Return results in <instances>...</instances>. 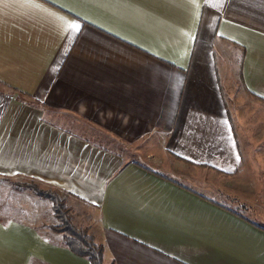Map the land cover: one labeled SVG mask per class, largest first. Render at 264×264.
<instances>
[{"label":"crops","instance_id":"obj_1","mask_svg":"<svg viewBox=\"0 0 264 264\" xmlns=\"http://www.w3.org/2000/svg\"><path fill=\"white\" fill-rule=\"evenodd\" d=\"M27 184L104 264H264V0H0V264H89Z\"/></svg>","mask_w":264,"mask_h":264},{"label":"trees","instance_id":"obj_2","mask_svg":"<svg viewBox=\"0 0 264 264\" xmlns=\"http://www.w3.org/2000/svg\"><path fill=\"white\" fill-rule=\"evenodd\" d=\"M32 190L37 197L51 203L56 225L51 227L54 233L61 234L64 245L76 256L85 258L89 264H104L103 246L97 245L86 229L77 228L70 216L65 199L56 192L41 190L33 184L22 185Z\"/></svg>","mask_w":264,"mask_h":264},{"label":"snow or ice","instance_id":"obj_3","mask_svg":"<svg viewBox=\"0 0 264 264\" xmlns=\"http://www.w3.org/2000/svg\"><path fill=\"white\" fill-rule=\"evenodd\" d=\"M208 2V0H206V3ZM69 27L72 29V30H74V31H76V32H79L80 31V25L79 24H77V23H73V24H71V25H69ZM239 159V157L237 156V160Z\"/></svg>","mask_w":264,"mask_h":264}]
</instances>
